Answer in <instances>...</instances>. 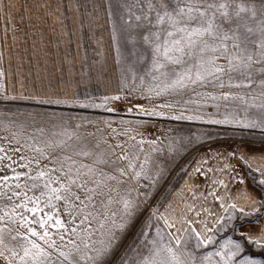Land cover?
Listing matches in <instances>:
<instances>
[{
	"label": "rangeland",
	"instance_id": "obj_1",
	"mask_svg": "<svg viewBox=\"0 0 264 264\" xmlns=\"http://www.w3.org/2000/svg\"><path fill=\"white\" fill-rule=\"evenodd\" d=\"M71 1L0 0V71L4 73L0 76V84L4 86L0 91V147L12 157L11 161L0 163V176L15 175L10 168L5 167L7 164H12L16 172H28L31 176H35L40 170L48 171L52 168L58 170L51 173L53 177L62 176L61 165L65 172L71 166L73 175L77 169L81 174L88 171L82 165L93 169L95 175L84 179L88 180L86 188L96 189L95 193L89 194L73 186V191H77L84 200V204L75 202L82 211L77 214V210L72 209L74 221L68 215V205L63 201L56 202L59 216L68 229L75 227L79 232V236L65 233V242L76 239L80 243V237L87 239V232H91L89 242L95 241L99 247V241L104 239L103 233L111 227L105 217L119 223L123 208L121 201L136 200L139 204L137 219L131 229L122 234L117 248L106 257L105 264L138 262L140 253L147 255L149 249L156 246L153 241L157 245L171 242L175 247V240L168 233L182 237V258L189 264L191 257H195L197 264H222L215 255L210 261L202 258L208 253L221 250L225 241H243V237H234V233L225 231L229 224L223 223L215 232L216 235H222L216 238L215 244L197 248V240L194 233H191L192 226L189 227L186 223L181 225L178 222L181 217L173 215L178 212V208H168L166 204L171 199L178 201L174 189L181 175L180 165L192 148L218 140L264 142V129L244 128L238 123H208L209 120L247 122L259 119L261 110L250 107L249 104H242L237 100H214L211 97L231 93L244 96L249 102L253 97L256 98V103L264 102L258 85L260 75L253 72L252 78L256 83L251 88L229 87L230 83H238L244 77L238 73L226 72L222 76L224 88H220L218 82L210 78V82L203 86L196 85L156 95V91L163 87V78L154 80L148 74L150 60L138 58L140 53L145 57L150 54L148 46L139 40L143 29L129 28L125 23L131 13L141 14V8L134 6L135 0H84L94 1L91 5L94 12L98 8L95 20L99 26V38H102L100 51L104 50L106 54L102 58L103 63L98 61L97 56V64L100 63L98 78L87 79L92 76H83L82 71L88 67L87 62L91 56H87L86 51L91 46L88 44L79 50L76 46L74 48L66 38L64 26L57 20L60 10L70 7ZM251 2L259 9L260 0ZM82 32L84 31L77 26L67 32V35L74 42L81 38ZM133 39L137 41L136 55L132 54L133 45L130 41ZM74 49L79 52L78 55L72 54ZM218 63L226 66L223 59ZM33 66L35 70H32ZM28 68L31 69L27 71ZM116 95L121 99L107 102L104 99ZM57 100L67 103H55ZM141 107L148 111L155 109L164 115L141 113ZM181 115L199 119L172 118ZM60 141H65V145L55 147ZM49 143L53 147H46ZM33 147H44L49 154L48 158L33 151ZM15 149L20 151L16 152ZM80 151L90 154L77 155ZM22 156L25 157L24 160L20 159ZM68 156L72 160H67ZM125 156L127 159L122 158ZM29 160L32 163L28 169L20 167ZM36 160H39L38 164ZM100 160L105 163H100ZM130 164L134 167H129ZM119 169H124L127 175L121 176ZM101 172L104 175H100ZM135 173H140L139 177ZM113 175L118 179H107V176ZM65 181L66 178L62 177L61 182ZM93 181H103V184L97 188ZM16 183L42 185L43 181H32L26 176H22L19 181L9 180L11 187L2 189L6 195L0 197V215L21 202L22 198L13 197L11 201L7 199L13 192L27 190L17 189ZM41 190L37 188L29 191L28 195L38 196ZM87 195H92L93 199H85ZM16 211L30 215L24 209L17 208ZM44 211L50 212L52 209L46 208ZM153 212H156V216L171 212L177 221L176 228H189V233L166 228L164 221L157 220L152 215ZM89 213L91 215L88 216V221L82 224L81 220ZM101 224H104V228L100 227ZM0 226H3L2 223ZM9 227L15 229L18 225L12 223ZM157 229H161L163 240L157 235ZM54 238L61 245L58 236ZM243 242L245 251L237 259L248 256L256 260L257 264H264V249L247 241Z\"/></svg>",
	"mask_w": 264,
	"mask_h": 264
},
{
	"label": "snow or ice",
	"instance_id": "obj_2",
	"mask_svg": "<svg viewBox=\"0 0 264 264\" xmlns=\"http://www.w3.org/2000/svg\"><path fill=\"white\" fill-rule=\"evenodd\" d=\"M134 6L141 8V14L131 13L125 23L129 28L143 29V33L139 34V40L148 46L150 54L145 57L143 53H140L138 58L150 60L151 68L148 74L152 75L154 80L163 78L161 80L163 87L156 91V95L168 91H179L196 85L203 86L210 82V78L217 81L220 88H224L222 76L226 72L238 73L244 77L238 83H230L229 87L251 88L253 83H256L252 78V74L255 72L261 77L258 85L261 89L260 95L264 96V0H260L259 9L251 0H135ZM129 11L131 12L130 9ZM130 42L133 45L132 54L136 55L135 45L137 41L133 39ZM221 59L226 62V66L218 63ZM3 75L4 73L0 71V76ZM3 88L4 86L0 84V91ZM149 91L154 90L149 89ZM211 98L226 101L237 100L242 104H249L250 107L261 110V113L259 119L247 122L224 119L209 120L208 123H238L244 128L264 129V102L256 103L255 97L249 102L244 96L232 95L231 93ZM104 99L107 102L108 100H120L121 97L116 95ZM40 102L50 103L51 101ZM55 103H67V101L57 100ZM94 106L103 107V105ZM161 107L172 106L161 105ZM139 110L141 113L147 112L148 115H164L163 112H157L155 109L148 111L141 107ZM172 118L199 119V117L183 115ZM64 145L65 141H60L55 147H63ZM46 147H53V145L49 143ZM32 150L48 158L49 154L45 152L44 147H33ZM15 151L19 152L20 149H15ZM0 153H3L0 155V163L5 160H12V157L7 154L3 147H0ZM76 154L88 156L90 153L80 151ZM230 155L249 168L253 167L249 162L248 154L238 155L233 152ZM122 158L127 159L126 156ZM20 159L24 160L25 157L22 156ZM66 159L72 160V157L68 156ZM99 162L105 163L103 160ZM12 163L16 162L12 161ZM31 163L32 160H29L27 163L21 164L20 167L28 169ZM36 163L38 164L39 160H36ZM5 167L10 168L15 175L0 176V197L6 195L2 189L6 186L11 187L8 184L9 180L19 181L22 176H26L29 180H41L43 183L42 185L16 183L17 189L24 188L27 190L16 191L7 196L10 201L13 197L22 198V200L11 210L4 211L3 215H0V223L3 225L0 226V264H105L106 257L117 248L122 234L130 230L137 219L139 204L134 199H123L121 201L123 208L119 216L120 222L117 223L116 220L105 217L110 222L111 227L103 233L104 239L99 241V247L96 246L97 242H89L92 236L91 232H87V239L80 237V243H77L76 239H68L65 242V233L70 232L72 235L79 236V232L75 227L68 229L59 216L56 202L63 201L68 205V215L74 221L75 216H73L72 209H76L77 214L82 211L75 202L79 201L80 204H84V200L81 199V195L77 191H73V186L76 189H83L89 194L95 193L96 189L86 188L88 180L84 179L86 176L95 175L93 169L87 165H82L88 171L81 174L80 170L77 169L73 175L71 166L65 172L63 165H61L62 176L53 177L51 173L58 171L55 168L48 171L40 170L35 176H31L28 172H16V169L12 168V164H7ZM129 167H134V165L130 164ZM256 170L260 173L258 184L264 186V167H259ZM119 172L121 176L127 175L124 169H119ZM100 175H104V173L101 172ZM135 175L139 177L140 173H135ZM62 177L66 178L65 182H61ZM107 179L117 180L118 177L107 176ZM93 182L97 188L103 184V181ZM239 182L243 183V180ZM218 183L227 187L223 180L218 181ZM54 184L57 186L54 187ZM37 188L42 189L38 196L28 195L29 191ZM44 189L47 191L45 192ZM212 195L215 194L212 193ZM216 198L222 199V197ZM85 199L91 200L93 196L87 195ZM109 203H111L110 200ZM252 203L255 204L256 201ZM260 203L264 207V201ZM17 208L24 209L30 215H24L23 212L17 213ZM46 208H50L52 211L45 212L44 209ZM228 208L238 210L241 218L252 214L245 212L242 207L237 209L235 203L229 204ZM255 210L258 211V209ZM158 211L159 209L156 210V212ZM187 211H195L196 216L200 215V212L196 211L192 205L187 206ZM156 212H153L152 215L157 220L162 219L166 228H175L176 232L189 233V228H176L177 221L171 213L156 216ZM90 215L91 213L85 215L81 223L88 221ZM234 218L235 213L229 215V222ZM223 222V218L216 221L217 224H223ZM12 223L18 227L15 229L9 227V224ZM179 223L191 225L196 222L182 215ZM199 223L203 224L202 231H197L195 228L191 229V233H194L197 240L195 246L200 248L215 244L214 229L204 221ZM100 227L104 228V224H101ZM239 227L241 226L237 225L234 231H238ZM157 235L163 240L161 229H157ZM168 235L175 240V247L171 242L157 245V242L153 241V245L156 246L149 249L147 255L140 253L139 261H134L133 264H189L187 260L182 258L183 251L180 249L182 237L174 236L173 233H168ZM240 235L243 237V241L264 249V236L253 238L243 232ZM57 236L62 242L61 245H58L57 239L54 238ZM243 241L229 239L221 245V250L208 253L202 259L210 261L215 255L220 258L222 264H257L256 260L248 256L237 259L245 251ZM191 264H197L195 257H191Z\"/></svg>",
	"mask_w": 264,
	"mask_h": 264
},
{
	"label": "crops",
	"instance_id": "obj_3",
	"mask_svg": "<svg viewBox=\"0 0 264 264\" xmlns=\"http://www.w3.org/2000/svg\"><path fill=\"white\" fill-rule=\"evenodd\" d=\"M93 3L94 1L72 0L70 7H67L64 11L61 9L57 17L59 24L64 26V33H66L68 42L72 43L74 48L76 46L79 50L88 44L91 46V49L87 47L88 50L86 51L87 56H91L87 62L88 67L82 71L84 72L83 76H92V78L87 79L98 78L100 63L97 64V56L98 61L102 63V58L106 57L104 50L100 51L102 38H99V26L95 20L98 8L94 12L91 6ZM77 26L84 32L81 33V38L71 42L72 40L69 39L67 32H70L73 27L77 28ZM77 50L74 49L72 54L78 55ZM30 69L28 68L27 71ZM32 70H35V66L32 67ZM33 90L34 88H32ZM36 91L39 92V89L36 88ZM233 152L238 155L248 154L249 162L253 167L249 168L230 155ZM225 165H228V167H225ZM180 166L182 168L181 175L174 189L178 201L175 202V199H171L166 204L168 208H178V212L173 213V215L180 217L183 215L187 219L195 221L196 223L191 224L189 227L192 226L197 231H202L203 224L199 222L204 221L216 232L220 225L216 221L223 218V223L229 224L225 231L231 234L234 233V237H241L240 233L242 232L251 235L253 238L264 236V207L260 203L264 201V186H259L260 173L256 170L259 167H264V142L242 140L207 142L192 148L186 154L185 160ZM220 180H223L227 187L218 183ZM240 180H243V183H240ZM212 193L215 195H212ZM216 197H222V199ZM253 201H256V203L253 204ZM232 203L237 204V209L242 207L245 212H251L252 214L241 218L238 210L228 208V205ZM188 205H192L196 211L200 212V215L196 216L195 211L188 212ZM255 209H258V211ZM233 213H235V218L229 222L228 216ZM180 219H178V222ZM237 225L241 227L238 231H234ZM221 236L215 234L216 238Z\"/></svg>",
	"mask_w": 264,
	"mask_h": 264
}]
</instances>
